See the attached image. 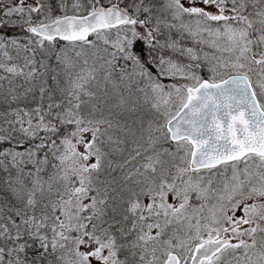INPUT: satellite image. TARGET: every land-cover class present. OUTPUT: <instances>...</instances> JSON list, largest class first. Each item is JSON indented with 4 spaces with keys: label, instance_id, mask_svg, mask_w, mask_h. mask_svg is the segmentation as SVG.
<instances>
[{
    "label": "snow or ice",
    "instance_id": "1",
    "mask_svg": "<svg viewBox=\"0 0 264 264\" xmlns=\"http://www.w3.org/2000/svg\"><path fill=\"white\" fill-rule=\"evenodd\" d=\"M70 7L0 0V264H264V0Z\"/></svg>",
    "mask_w": 264,
    "mask_h": 264
},
{
    "label": "rangeland",
    "instance_id": "2",
    "mask_svg": "<svg viewBox=\"0 0 264 264\" xmlns=\"http://www.w3.org/2000/svg\"><path fill=\"white\" fill-rule=\"evenodd\" d=\"M83 3H86L87 0H82ZM67 3L69 4V11L68 14L71 15L72 11H71V4L73 3V0H67ZM171 19V17L169 16V20ZM174 23H178V22H174ZM222 23V22H221ZM18 35V34H17ZM22 36V34H20ZM172 37L176 40L179 41V46L180 47H184V48H188L191 47L193 48L195 51H197V53L199 55H201V57H203V53L207 52L209 54H212L214 52V50L210 47H208L206 44H197L192 37L188 36L187 33H183L181 34L180 32H177L175 29L172 31L171 33ZM94 39V36H92L90 38ZM101 47H103V45H101ZM79 49H77L78 51ZM202 50V51H201ZM15 53H13L14 55ZM161 54H163L165 56V59L171 58L174 61L179 60L180 62L183 63H189L190 61L186 58V57H179L178 54L171 52V50L168 49H163L161 50ZM217 55H219V53H216ZM224 55H227L226 53ZM157 59H159V57H157ZM153 71H155V69H153ZM196 71L198 72V74H200L202 77L204 78H208L210 73L208 72L206 67H202L200 69H196ZM0 75H6L5 73L0 72ZM161 82L165 85H171L173 83H185V81L179 80V78H177L176 81L170 79L169 77L165 76V77H161ZM68 86V85H67ZM141 87H144V84L141 83L140 84ZM139 96H140V100L142 101V107H148V109L150 110V112L154 115L153 116V121L155 120H162V117H159L156 113L155 110L151 108V104H152V98H151V94L149 95V99H148V103H145V97H144V93L138 92ZM145 110V109H144ZM149 119V118H148ZM150 120H147V124ZM145 127H146V121L144 122ZM21 150V149H19ZM172 150L174 151V145L172 146ZM176 163H179V160L177 159ZM51 171V169H50ZM223 172V166H220L216 169H212L211 172H209L208 170H204L201 171L200 175L203 176L204 178V187H209L212 190H216L219 189L226 181L228 178H230L231 176V169L229 168L228 171L224 174H221ZM196 175V174H193ZM211 179L212 183L211 185L207 184V181ZM194 205L199 206L200 201L195 200V198L193 197V200L191 201ZM207 203L209 205H211L212 203H215L214 198H210ZM207 211V209H205V212Z\"/></svg>",
    "mask_w": 264,
    "mask_h": 264
},
{
    "label": "trees",
    "instance_id": "3",
    "mask_svg": "<svg viewBox=\"0 0 264 264\" xmlns=\"http://www.w3.org/2000/svg\"><path fill=\"white\" fill-rule=\"evenodd\" d=\"M102 2H103L105 5H107V0H102ZM151 2H152V3H155V4H157V5H160V4L164 3L165 0H151ZM9 34H10V35H17L18 33H9ZM19 35H20V34H19ZM91 37H92V36H91ZM91 37H90V38H91ZM90 38H89V39H90ZM161 40H163V37H161ZM55 44H56L57 50H59L60 47H63V46L66 45V43L59 42V41H56ZM141 46H142V45H141ZM162 50H163V49H162ZM50 63L52 64L53 67L56 66V61H55V60H52ZM120 63L123 64V61H121ZM129 71H130V69H129ZM20 82H22V80H21ZM3 83L5 84V87H7L6 82H3ZM48 86H49V87H52V88H55V87H56L55 83L51 80L50 76H49V78H48ZM60 87H67V82H66V80H65V78H64V76H63V74H61V76H60ZM109 87L111 88V86H109ZM125 93H126V90H125ZM59 95H60V93L57 92V96H58V97H59ZM37 98H38V96H37ZM132 99H133V100H138V113H137V114H138L139 116H142V117L144 118V122L146 121V127H147V120L153 121V116H154V115L150 112V110L148 109V107H145V106L142 107V101L140 100V96H139V93H138V92H135V93H134ZM144 109H145V110H144ZM148 118H149V119H148ZM41 135H43V133H41ZM165 147H169V145H165ZM171 147H172V146H171ZM21 150H23V149H21ZM165 158L168 159L167 157H165ZM115 175L117 176V179L120 178L118 172L115 173Z\"/></svg>",
    "mask_w": 264,
    "mask_h": 264
},
{
    "label": "water",
    "instance_id": "4",
    "mask_svg": "<svg viewBox=\"0 0 264 264\" xmlns=\"http://www.w3.org/2000/svg\"><path fill=\"white\" fill-rule=\"evenodd\" d=\"M58 41H60V40H58ZM60 42H64V43H66L65 41H60ZM219 167V166H218ZM189 264H191V261H189Z\"/></svg>",
    "mask_w": 264,
    "mask_h": 264
}]
</instances>
